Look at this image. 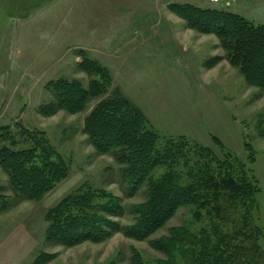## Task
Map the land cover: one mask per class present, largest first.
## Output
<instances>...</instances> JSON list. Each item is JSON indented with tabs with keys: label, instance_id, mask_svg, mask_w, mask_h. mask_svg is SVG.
<instances>
[{
	"label": "rangeland",
	"instance_id": "rangeland-1",
	"mask_svg": "<svg viewBox=\"0 0 264 264\" xmlns=\"http://www.w3.org/2000/svg\"><path fill=\"white\" fill-rule=\"evenodd\" d=\"M140 1L137 8L129 0H0V128L10 126L16 132L20 125L44 133L71 165L69 177L39 200L0 209V264H34L41 253L54 255L47 264H134L135 252L143 264H155L165 255L154 249L150 240L166 237L170 230L187 224L192 235L200 234L215 223L204 211L196 218L191 208H183L163 230L145 241L119 233L102 243L86 242L71 248L45 242L46 213L82 184L105 188L120 197L126 211L146 197L145 190L135 196L126 194L114 159L97 154L85 134L86 117L107 96L94 99L78 114L60 111L46 117L39 112L43 103L54 100L46 89L50 81L77 79L89 86L91 78L76 67L83 52L109 67L116 64L109 69L110 89L120 88L162 136H185L220 153L217 139L245 162L260 183L254 220L264 229V92L249 86L227 60L207 67L209 59L225 55L218 38L188 28L186 20L169 7L191 4L234 14L242 12L241 8L233 11L227 5L192 0ZM258 8L261 19L243 17L264 25V5ZM114 27H125L122 30L128 36L156 41L123 45L114 62L104 61L101 41L106 35L112 37ZM132 47L137 50L132 52ZM164 170L158 169L156 175ZM233 173L243 179L240 172ZM0 186L5 188L0 202L3 208V201L13 204V199L9 178L1 168ZM121 222L129 224L131 218L125 216ZM189 242L184 241L186 247ZM260 244L264 249L263 239Z\"/></svg>",
	"mask_w": 264,
	"mask_h": 264
},
{
	"label": "trees",
	"instance_id": "trees-1",
	"mask_svg": "<svg viewBox=\"0 0 264 264\" xmlns=\"http://www.w3.org/2000/svg\"><path fill=\"white\" fill-rule=\"evenodd\" d=\"M169 8L186 20L188 28L218 38L225 55L209 59L207 67L227 60L249 86L264 92V25L239 14L191 4ZM79 57L82 60L76 67L91 78L89 86L77 79L50 81L46 89L54 100L43 103L39 112L46 117L60 111L78 114L94 99L107 96L86 117L85 134L97 154L114 159L126 194L135 196L145 190L146 197L126 211L120 197L105 188L82 184L46 213L45 242L71 248L102 243L119 233L145 241L163 230L181 209L191 208L196 218L204 211L215 223L200 234L192 235L187 224L150 240L165 255L155 264H264L260 244L264 229L254 220L261 188L246 163L217 139L220 153L185 136H162L120 88L110 89L108 67L86 52ZM246 146L251 152L250 144ZM0 168L9 178L13 199V204L3 201L1 211L24 200H39L71 174L70 163L44 133L20 125L16 132L10 126L0 128ZM162 168L164 172L156 175ZM3 192L0 186V202L5 198ZM125 216L131 218L129 224L121 222ZM186 239L190 240L188 247ZM53 257L41 253L34 264H47ZM132 261L143 264L136 252Z\"/></svg>",
	"mask_w": 264,
	"mask_h": 264
},
{
	"label": "crops",
	"instance_id": "crops-1",
	"mask_svg": "<svg viewBox=\"0 0 264 264\" xmlns=\"http://www.w3.org/2000/svg\"><path fill=\"white\" fill-rule=\"evenodd\" d=\"M158 1V0H156ZM178 1V0H177ZM129 2L131 3L132 7H137L140 5L141 7V1L140 0H129ZM191 2H206L203 0H192ZM208 3V2H207ZM210 4V3H209ZM212 5V4H211ZM262 5H264V0H251L249 2H245V1H239L237 3L234 4H229L226 7H228V9L236 11V9H240L242 10V12H235L238 14H241L243 16V14H247L249 16H253L255 18H259L261 19L258 15H257V10L259 9L258 7H261ZM218 6V5H215ZM226 7H222V8H226ZM125 29V27L123 28H113L112 31V37H108L107 35L105 37H103L102 41H101V46L103 47V60L104 61H113L118 58V53L119 51H121L123 47V45L125 47L129 46H138V45H144V44H150L153 41H156L155 38H150V37H133V36H128L125 35L126 33L123 32ZM108 50V51H106ZM111 50V52L109 51ZM136 47H132L131 51H136ZM111 54V55H110ZM106 59V60H105ZM101 60V59H100ZM102 62V61H101ZM102 64H104V62H102ZM106 67H108V69L112 70V67H116V64L113 66L110 65V67L106 64H104Z\"/></svg>",
	"mask_w": 264,
	"mask_h": 264
},
{
	"label": "built area",
	"instance_id": "built-area-1",
	"mask_svg": "<svg viewBox=\"0 0 264 264\" xmlns=\"http://www.w3.org/2000/svg\"><path fill=\"white\" fill-rule=\"evenodd\" d=\"M203 1H206L213 5L224 6V5L234 4L239 1L249 2L251 0H203Z\"/></svg>",
	"mask_w": 264,
	"mask_h": 264
}]
</instances>
